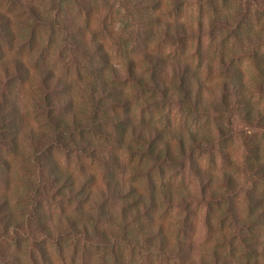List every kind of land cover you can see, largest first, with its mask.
<instances>
[{"label": "clouds", "instance_id": "clouds-1", "mask_svg": "<svg viewBox=\"0 0 264 264\" xmlns=\"http://www.w3.org/2000/svg\"><path fill=\"white\" fill-rule=\"evenodd\" d=\"M0 264H264V0H0Z\"/></svg>", "mask_w": 264, "mask_h": 264}]
</instances>
